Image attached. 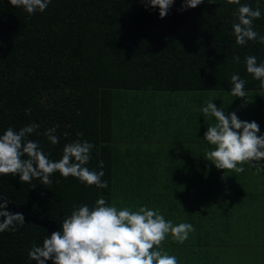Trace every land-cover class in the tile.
<instances>
[{"label": "trees", "instance_id": "1", "mask_svg": "<svg viewBox=\"0 0 264 264\" xmlns=\"http://www.w3.org/2000/svg\"><path fill=\"white\" fill-rule=\"evenodd\" d=\"M213 2L178 11L182 0H175L161 19L141 0H52L32 15L0 0V135L35 122L39 134L25 139L53 161L67 143L87 140L95 147L86 167L103 170L108 182L85 186L56 172L45 186L0 175L7 210L25 216L18 230L0 232V264H37L28 258L33 244L42 246L74 208L94 207L101 196L118 209L146 205L174 225L191 223L195 231L183 244L170 234L163 242L179 264H239L241 254L250 255L240 247L262 242L264 171L244 164L243 173H225L205 162L202 151L213 146L195 134L203 121L193 115L186 123L160 101L167 93L230 92L233 74L245 80V91L264 94L245 64L250 55L264 62V44L236 45L239 6ZM241 4L259 5L254 30L264 35V0ZM259 112L253 119L264 135V105ZM50 127L58 144L43 134Z\"/></svg>", "mask_w": 264, "mask_h": 264}, {"label": "clouds", "instance_id": "2", "mask_svg": "<svg viewBox=\"0 0 264 264\" xmlns=\"http://www.w3.org/2000/svg\"><path fill=\"white\" fill-rule=\"evenodd\" d=\"M15 7H22L29 15L37 11L44 12L52 0H9ZM146 8L159 9V17L165 18L175 0H141ZM204 0H182L178 11L195 8ZM214 3L213 0H208ZM225 6L238 5L234 15L233 35L235 43L245 46L249 41L264 44V35L254 30V21L262 17L259 5L253 9L241 4V0H224ZM233 62L239 63V55L233 54ZM246 71L260 81L264 89V62L257 63L255 56L245 57ZM245 80L239 74L231 76V95L245 98ZM31 114V109L25 110ZM199 111L207 122L215 118V124H209L204 139L213 146L204 155L217 169L243 173L242 165L250 164L257 171H264V135H259L260 125L255 120H241L235 111L225 114L210 99ZM40 125H30L14 130L9 127L0 135V175H18L21 183H32L33 179L47 186L52 183L50 177L59 172L67 179L77 178L85 186L95 185L107 188L108 182L102 181L103 170H90L86 165L91 159V150L95 145L87 140L67 143L63 148L62 158L49 159L38 142L25 138L37 132ZM56 127H50L43 133L51 144L59 143L55 135ZM37 134H39L37 132ZM65 136L68 134L65 133ZM83 136V133H77ZM27 156V159L23 157ZM59 183V180H57ZM8 200L0 195V232L18 230L17 226L25 223L23 213L7 210ZM195 228L191 223L174 225L166 220L160 211L149 209L146 205L133 211L128 207L118 209L109 206L101 196L94 207L87 204L74 208L71 215L62 221L61 230L47 236L42 246L33 244L28 252L30 261L37 264H179L175 255L163 249V242L169 234L173 242L183 244Z\"/></svg>", "mask_w": 264, "mask_h": 264}, {"label": "crops", "instance_id": "3", "mask_svg": "<svg viewBox=\"0 0 264 264\" xmlns=\"http://www.w3.org/2000/svg\"><path fill=\"white\" fill-rule=\"evenodd\" d=\"M247 97L240 98L234 97L230 92H220V91H199V92H177V93H167L165 99H161V104L166 103L169 114L173 116L174 113L181 114V120L188 122L190 116L195 115L199 120L201 119L204 123V127H197L198 136L204 138V133L207 130L208 123L215 124V118H210L205 121L204 116L199 111L201 107L206 105V103L213 99V102L218 108H223L225 114H229L235 111L241 120H247L249 122L255 120L253 119L255 115H260V108L264 105V94L257 95V92L246 91ZM185 115V118H184ZM174 128L170 129L171 133L164 132V135L171 136ZM198 131H203V133H198ZM187 132L184 133L186 135ZM183 136V135H182ZM201 145H209L206 140L201 141ZM211 148H208L210 150ZM205 154V151H202ZM204 157V155H203ZM205 158V157H204ZM205 162L211 163V161L204 160Z\"/></svg>", "mask_w": 264, "mask_h": 264}, {"label": "rangeland", "instance_id": "4", "mask_svg": "<svg viewBox=\"0 0 264 264\" xmlns=\"http://www.w3.org/2000/svg\"><path fill=\"white\" fill-rule=\"evenodd\" d=\"M237 180L238 178L236 179V181ZM261 241H262L261 243H250V244L248 242V245L240 247L242 249H244V247L245 249L247 248V250L250 252V255H247L245 253L241 254L237 261H243V262L250 261V263L252 261H258L259 264H264V236H263V240ZM250 263H247V264H250Z\"/></svg>", "mask_w": 264, "mask_h": 264}]
</instances>
